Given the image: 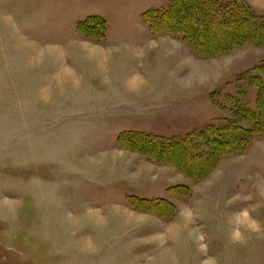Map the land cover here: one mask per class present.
<instances>
[{"label": "rangeland", "instance_id": "obj_1", "mask_svg": "<svg viewBox=\"0 0 264 264\" xmlns=\"http://www.w3.org/2000/svg\"><path fill=\"white\" fill-rule=\"evenodd\" d=\"M170 3L0 0V264H264V137L214 155L197 136L239 86L257 111L264 45L197 55L145 22Z\"/></svg>", "mask_w": 264, "mask_h": 264}, {"label": "trees", "instance_id": "obj_2", "mask_svg": "<svg viewBox=\"0 0 264 264\" xmlns=\"http://www.w3.org/2000/svg\"><path fill=\"white\" fill-rule=\"evenodd\" d=\"M183 16H186V20H183ZM143 18L152 33L181 34L183 41L197 55L210 56L211 52L205 51H212L214 48L222 51H214V55H217L248 44L264 45V18L253 12L248 4L240 0L228 3L221 0H171L167 10H150L143 14ZM93 19L96 20L92 24L93 27H96V24L103 26L101 18ZM236 22L242 26L240 28L232 26ZM179 23L180 25H178ZM219 29H223L222 31L227 37L222 43L216 44L212 42L211 38ZM255 70L264 76V63L256 67ZM252 73L248 72L246 77L249 78L251 85L255 84L259 87L255 99L257 111H251L246 105L240 106V102L246 95L239 86L236 97L238 107L235 109L236 117L233 121H227L224 126L219 128L210 126L197 135L201 138V144L207 146L211 154L236 153L237 150L240 151L242 147L248 144V139L251 136L260 135L264 137V77ZM241 78H239L240 81ZM241 124H248L249 129L240 127ZM142 137L145 146L157 149L176 146L186 151L192 158H201L199 143L194 137L192 140L189 137L180 142L172 143L163 142L162 138L159 137ZM175 159L180 160L176 157ZM144 202L145 204L149 203L148 207H152L150 201Z\"/></svg>", "mask_w": 264, "mask_h": 264}]
</instances>
